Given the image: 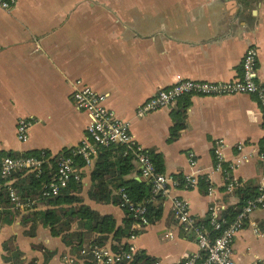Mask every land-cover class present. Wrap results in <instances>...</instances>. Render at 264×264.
Wrapping results in <instances>:
<instances>
[{"label": "crops", "instance_id": "1", "mask_svg": "<svg viewBox=\"0 0 264 264\" xmlns=\"http://www.w3.org/2000/svg\"><path fill=\"white\" fill-rule=\"evenodd\" d=\"M249 46L258 50L257 79L264 83V0H17L9 11L0 7V153L46 150L58 157L81 142L89 122L71 98L75 82L105 94L106 106L127 122L135 141L162 156L165 175L205 176L213 187L209 193L200 183L181 185L170 196L156 198L161 218L135 239L139 251L176 264L199 248L193 233L174 219L172 198L185 199L191 215L200 220L211 205L221 211L237 207L239 187L264 185L259 155L264 114L249 94L184 95L189 103L185 126L171 139L173 116L184 107L181 97L144 116L137 109L158 89L180 79L227 81L239 76ZM20 117L32 121L24 142L16 136ZM218 139L223 140L225 164L233 165L229 174L240 183L232 191L225 189L224 171L215 169L213 144ZM96 162L97 156L81 166L80 196L123 226L122 206L89 198ZM133 163L125 178L143 180L140 165ZM9 239L25 260L36 264H43L44 250L54 251L47 264H62L69 254L49 228L38 225L35 235L28 236L16 220L0 223V264H8L3 243ZM233 248L235 264L264 257V208L247 217Z\"/></svg>", "mask_w": 264, "mask_h": 264}, {"label": "built area", "instance_id": "2", "mask_svg": "<svg viewBox=\"0 0 264 264\" xmlns=\"http://www.w3.org/2000/svg\"><path fill=\"white\" fill-rule=\"evenodd\" d=\"M17 0H0V7L9 11ZM258 50L255 46H249L245 50L242 59V72L239 76L227 81H204L196 79H180L175 83L162 87L146 99L137 109L139 116L167 107L175 103L184 95L203 96H229L234 94L253 95L261 112L264 114V83L257 79ZM71 98L77 109L84 111L89 122L86 133L79 144L70 148L68 156L52 157L41 153L40 155L27 153H0V192L5 191L11 204L16 211H27L37 207L41 198L57 195L62 188L69 185L72 180H81V166L75 164V158L79 157L84 165H90L98 154L101 147L121 144L131 149L135 154V160L140 165L141 175L153 183V192L162 196H170L171 190L180 186L178 180L164 173L155 171L150 155L146 149L139 145L129 130L127 122L118 118L106 104V95L96 91L90 85L77 80L71 93ZM31 119L20 117L17 120L16 136L19 141L28 139ZM243 144H239V149ZM223 140L214 141L213 153L215 157V169L224 171L225 189L232 191L240 185L229 171L232 164H225L223 154ZM260 158L264 160V144L260 151ZM56 158V169L49 181L43 183L38 197H21L13 185V175L17 172L31 173L40 177L44 172L46 163ZM195 162L192 160L191 164ZM226 165V166H225ZM185 187L195 186L198 178L194 175L184 177ZM208 179V177H206ZM209 181V180H208ZM210 183V182H209ZM258 194L247 199L246 203L235 215L232 221L227 222L222 216V211L216 205L209 207V225L216 235L203 223H199L189 210L188 202L180 197H173L171 212L177 224L185 231L193 233L197 241L199 251L194 254L184 255L176 264H235L233 239L244 226L247 217L256 209L264 208V185L258 188ZM211 193L213 187L208 186ZM122 196V204L126 205L134 218L128 234L123 237L122 245L112 249L109 245H89L81 250V254L90 253L95 264H142L136 260L139 252L135 244L136 237L143 232L148 222L145 218V207L135 205L130 198L119 190ZM226 223V225H224ZM62 264H77L74 256L66 255ZM151 264H163L154 259ZM252 264H264V257L258 258Z\"/></svg>", "mask_w": 264, "mask_h": 264}, {"label": "trees", "instance_id": "3", "mask_svg": "<svg viewBox=\"0 0 264 264\" xmlns=\"http://www.w3.org/2000/svg\"><path fill=\"white\" fill-rule=\"evenodd\" d=\"M188 97L183 96L179 99L184 102L183 110L174 114V124L171 127L170 138L173 139L179 129L185 126V108L188 106ZM69 149H63L61 156H68ZM49 154L46 150L25 152L27 154L40 155ZM155 171L164 172L162 156L159 153L148 152ZM135 154L131 149L121 144H115L108 147H101L97 154V162L91 172L92 188L89 190V198L99 203H114L123 207L125 218L123 226H118L116 220L111 214H102L85 203L80 191L82 182L72 180L69 185L62 188L57 195L41 198L36 208L27 211H16L11 208L10 201L5 191L0 192V223L11 224L19 220L24 227V234L34 236L38 225L49 228L51 236H58L69 248V254L74 256L76 263L95 264L90 253L81 254V250L89 245H109L112 249L122 245V238L128 234L131 224L134 221L131 211L126 205L122 204V196L119 190H122L130 200L135 204H141L145 207V218L148 224L157 222L162 216V205L155 202L156 198L163 197L161 194L153 192V183L149 179L135 180L126 179L134 167ZM77 166H83L81 158H75ZM44 172L40 177L33 174H25L22 171L13 175L15 180L13 185L21 197H38L43 183L50 180L56 169V158L51 159L50 163L44 166ZM141 172V170H140ZM178 180L180 186L184 183V176L173 175ZM207 187L209 181L205 176H199L198 184ZM236 192L240 195V203L237 207H230L222 211V216L227 222L232 221L235 215L246 203L247 199L258 194L255 186L245 185L239 187ZM211 231V235H216L209 225V215L198 220ZM226 225V223H224ZM9 239L3 243L6 253L3 260L8 264H36L34 259L29 261L23 258L22 252L12 244ZM44 262H47L54 255V251H42ZM136 260L142 264H151L152 257L139 251L136 254Z\"/></svg>", "mask_w": 264, "mask_h": 264}]
</instances>
